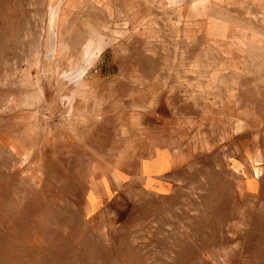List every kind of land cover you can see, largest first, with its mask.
<instances>
[{
  "label": "rangeland",
  "instance_id": "374dc122",
  "mask_svg": "<svg viewBox=\"0 0 264 264\" xmlns=\"http://www.w3.org/2000/svg\"><path fill=\"white\" fill-rule=\"evenodd\" d=\"M0 264H264V0H0Z\"/></svg>",
  "mask_w": 264,
  "mask_h": 264
},
{
  "label": "bare ground",
  "instance_id": "6f19581e",
  "mask_svg": "<svg viewBox=\"0 0 264 264\" xmlns=\"http://www.w3.org/2000/svg\"><path fill=\"white\" fill-rule=\"evenodd\" d=\"M57 13V10H54V14H56Z\"/></svg>",
  "mask_w": 264,
  "mask_h": 264
}]
</instances>
